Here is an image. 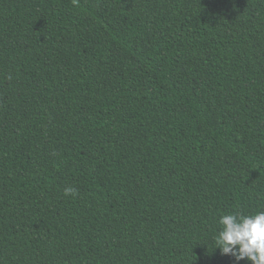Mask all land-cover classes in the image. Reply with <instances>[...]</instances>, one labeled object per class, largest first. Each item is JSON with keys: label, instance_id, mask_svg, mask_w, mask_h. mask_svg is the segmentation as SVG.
<instances>
[{"label": "trees", "instance_id": "trees-1", "mask_svg": "<svg viewBox=\"0 0 264 264\" xmlns=\"http://www.w3.org/2000/svg\"><path fill=\"white\" fill-rule=\"evenodd\" d=\"M259 211L264 0H0V264H236Z\"/></svg>", "mask_w": 264, "mask_h": 264}, {"label": "clouds", "instance_id": "clouds-1", "mask_svg": "<svg viewBox=\"0 0 264 264\" xmlns=\"http://www.w3.org/2000/svg\"><path fill=\"white\" fill-rule=\"evenodd\" d=\"M73 192L72 188L65 189V195ZM218 225L213 240L214 248H218L221 255L232 257L236 264L243 260L264 264V211L222 215Z\"/></svg>", "mask_w": 264, "mask_h": 264}]
</instances>
